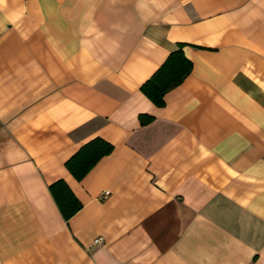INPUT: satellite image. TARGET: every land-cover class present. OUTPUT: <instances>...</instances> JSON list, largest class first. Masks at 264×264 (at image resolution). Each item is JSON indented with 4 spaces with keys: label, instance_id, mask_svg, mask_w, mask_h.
Returning <instances> with one entry per match:
<instances>
[{
    "label": "crops",
    "instance_id": "obj_1",
    "mask_svg": "<svg viewBox=\"0 0 264 264\" xmlns=\"http://www.w3.org/2000/svg\"><path fill=\"white\" fill-rule=\"evenodd\" d=\"M0 264H264V0H0Z\"/></svg>",
    "mask_w": 264,
    "mask_h": 264
},
{
    "label": "trees",
    "instance_id": "obj_2",
    "mask_svg": "<svg viewBox=\"0 0 264 264\" xmlns=\"http://www.w3.org/2000/svg\"><path fill=\"white\" fill-rule=\"evenodd\" d=\"M191 69L192 62L183 54L182 44L179 43L178 48L170 52L163 63L141 84L140 91L153 104L161 106L166 92L179 85L189 75ZM151 119L149 115H139L141 125L149 123ZM112 149L113 146L109 142L94 137L80 146L64 165L76 180H80ZM49 190L64 219H69L81 208V203L63 180L52 183Z\"/></svg>",
    "mask_w": 264,
    "mask_h": 264
},
{
    "label": "built area",
    "instance_id": "obj_3",
    "mask_svg": "<svg viewBox=\"0 0 264 264\" xmlns=\"http://www.w3.org/2000/svg\"><path fill=\"white\" fill-rule=\"evenodd\" d=\"M108 194V191L105 192V195ZM95 241H100V238L96 239Z\"/></svg>",
    "mask_w": 264,
    "mask_h": 264
}]
</instances>
